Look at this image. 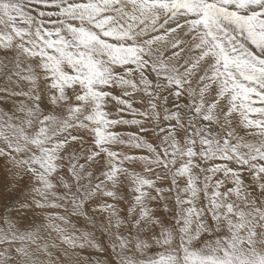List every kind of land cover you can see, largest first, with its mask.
Segmentation results:
<instances>
[{
	"label": "snow or ice",
	"instance_id": "snow-or-ice-1",
	"mask_svg": "<svg viewBox=\"0 0 264 264\" xmlns=\"http://www.w3.org/2000/svg\"><path fill=\"white\" fill-rule=\"evenodd\" d=\"M0 264H264V0H0Z\"/></svg>",
	"mask_w": 264,
	"mask_h": 264
}]
</instances>
